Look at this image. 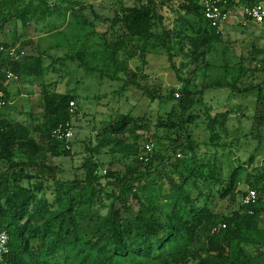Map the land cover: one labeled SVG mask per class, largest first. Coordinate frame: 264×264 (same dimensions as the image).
<instances>
[{"label": "trees", "instance_id": "1", "mask_svg": "<svg viewBox=\"0 0 264 264\" xmlns=\"http://www.w3.org/2000/svg\"><path fill=\"white\" fill-rule=\"evenodd\" d=\"M103 2L107 3L104 16L94 3L79 0H0V32L11 22L23 28L34 25L38 39L52 40L46 48L38 41L35 55L23 52L25 44L18 48L0 44L4 49L0 92L7 99V73L15 75L17 82L42 81V112L39 119H31L30 128L5 114L7 105L0 109V231L8 236V254L0 264H264V227L260 226L264 163H254L255 152L264 146V134L259 132H264V68L258 83L243 87L239 85L249 69L242 61L233 67L225 64L220 79L198 92H190L189 80L181 78L178 99L174 94H148L151 102H175L154 120L117 112L98 129L94 146L89 137L83 142L89 156L80 166L82 178L57 179L59 167L46 163L48 156H70V149L55 141L52 131L60 124L72 125L69 103L79 99L73 90L60 93L56 82L44 81L51 63L77 61L78 67L99 80L117 81L119 74H125L135 83L148 56L166 55L170 62L182 56L181 68L205 64L207 53L225 36V31L217 33L204 21L199 0ZM227 2L253 6L264 0ZM86 12L107 25L104 33L96 32ZM53 17L65 21L42 31L41 23ZM62 44L67 51L54 59L51 51L62 49ZM254 54H264V49ZM48 59L54 61L47 64ZM68 75L70 71L63 76ZM212 89L227 90L229 96L253 95L249 134L230 138V119L239 113L238 121L246 118V110L240 107L228 106L215 115L206 108L204 120L193 112L202 94ZM198 125L208 133L203 142L193 135ZM92 128L98 127L93 124ZM139 131H153L152 138L143 139ZM249 136L257 143L247 160H242L233 147ZM147 142L153 143V150L145 163L139 162L136 158ZM202 143L205 153H200ZM103 154L115 155L120 162H136L100 175L97 158ZM219 154L227 157V165L221 164ZM101 179L112 186V205L104 215L98 206L106 191ZM240 184L256 192L255 203H242L246 190L240 192ZM129 198L136 200V211L126 206ZM217 200H229L232 211L218 213ZM196 245L200 246L197 251Z\"/></svg>", "mask_w": 264, "mask_h": 264}, {"label": "rangeland", "instance_id": "2", "mask_svg": "<svg viewBox=\"0 0 264 264\" xmlns=\"http://www.w3.org/2000/svg\"><path fill=\"white\" fill-rule=\"evenodd\" d=\"M87 3H94L96 10L104 16L106 9L104 6L107 4L102 3L103 6H99L100 2L97 0H79ZM264 3V2H262ZM52 4V3H50ZM89 21L93 22L94 28L98 34H102L106 31L107 25L99 18L94 20L89 12L85 14ZM172 18V16H171ZM64 19H57L56 17L46 19L41 23L43 26L42 31H48L51 26H60ZM68 21V18L66 19ZM68 31V30H67ZM65 31V32H67ZM37 31L31 25L27 28H23L20 25H16L11 22L7 24L0 32V44H36L38 41L41 48H46L51 45L52 40L48 37L38 39ZM225 36L222 41L215 43L213 49L207 53L206 63H197L190 67H180V64L185 62L182 56L173 57V61H169L166 55L152 54L147 57L146 66L144 72L137 74L135 83H132V78L125 74H119V80L111 81L108 78L99 80L98 75L89 74L84 71L83 68L78 67V62L68 61L65 64L51 63L58 57H63L65 51H67V45L62 44V49L51 51V55L54 59H48L47 64H50V71L48 72L47 79L49 82H56V89L58 92L63 93L68 90H73L79 96L75 102V115L72 118L73 140L71 142L70 156L65 158H46L48 165L59 167L55 177L63 180H74L75 178H82L83 171L80 166L83 164L86 157L89 154L84 150V141H87L89 137L93 146L95 145V135L99 128L104 126L109 117L118 113L126 114L131 112L133 116H147L151 120H154L156 115H163L169 112L171 104L159 103L157 100L151 102L149 95L154 97L170 96L174 94V98L178 99L181 95L180 90L183 86L181 78L188 79L190 92H198L205 85L214 82L224 74L221 67L227 64L229 67L237 66L242 61L244 66L249 69L245 73V76L241 80L240 87L250 84L258 83L259 77H261L262 68H264V54H254L259 50L264 49V26L251 25L248 28L242 27H228L225 30ZM56 40V39H55ZM41 41V42H40ZM93 41V40H91ZM96 44L99 41H94ZM93 44H88L89 48ZM31 46V45H28ZM18 48V47H15ZM79 48V47H78ZM77 48V49H78ZM30 50V51H29ZM23 49V52L27 55H35V49ZM91 51V49H90ZM89 52V51H88ZM254 54V55H253ZM130 70H134L133 64H129ZM70 71V75L63 76L65 72ZM179 72L176 74V72ZM9 94L7 107L4 108L5 114H11L15 110V115L11 116L16 122L26 124L28 128L31 127V119L38 118L42 112L41 98L38 96L42 91L41 79L33 80L29 83L22 82H10L9 81ZM20 89L22 96L16 92V89ZM227 90H207L201 98V102H198L193 109V112L201 116V120H204L205 109L209 108L211 115H215L220 112H224L226 109H234L240 107L244 111L246 118L238 121L236 118L241 117L240 113L236 118L232 117L229 121V132L231 140L236 137H242L245 134H249L252 127V113H253V95L229 96ZM149 94V95H148ZM17 95V96H16ZM19 95V96H18ZM229 106V107H228ZM228 107V108H227ZM20 112V115L18 114ZM29 114L31 116H29ZM10 116V115H9ZM95 124L98 128L93 129ZM153 126V123L152 125ZM194 136L199 142H203L207 139L208 133L203 126L198 125L193 127ZM153 131L145 133V131H139L143 133L145 137L143 139L152 138ZM260 135L264 132L259 131ZM138 133V134H139ZM254 135H258L257 132H253ZM230 140V139H229ZM257 139L253 140L251 136L248 139H242L239 145L234 146L233 152H237L242 160H247L249 155L253 152V149L257 143ZM141 144L142 142L139 141ZM139 144V145H140ZM141 146V145H140ZM236 147V148H235ZM156 146H154V150ZM153 150V149H152ZM208 151L205 146H200V153ZM141 152L139 153V156ZM227 152H225L226 154ZM209 155V154H208ZM139 156L136 160L139 161ZM254 163L259 166L264 163V146L259 151L255 152ZM117 156L111 154H103L97 158L100 165L99 174L104 175L107 170L111 172L120 170L122 171L124 165L134 164L136 160H124L122 162L117 160ZM219 160L222 165H227V157H222L219 154ZM233 161L232 159H230ZM140 162V161H139ZM112 163V165L110 164ZM107 179H101L100 186L104 187L105 193L101 197L99 202L104 215L112 205L111 189L112 186H108ZM240 192L245 191L246 187L243 184L239 186ZM50 191L47 192L49 194ZM241 195H238L240 199ZM238 199V200H239ZM237 200V204L239 201ZM116 206H120L119 203ZM126 206L136 211L137 203L135 199L129 198L126 201ZM237 206V205H236ZM216 211L218 213L227 214L232 211L233 204L229 200H217L215 203ZM264 227V221L260 224ZM200 246L196 245L195 250H199Z\"/></svg>", "mask_w": 264, "mask_h": 264}, {"label": "built area", "instance_id": "3", "mask_svg": "<svg viewBox=\"0 0 264 264\" xmlns=\"http://www.w3.org/2000/svg\"><path fill=\"white\" fill-rule=\"evenodd\" d=\"M104 0H97L101 2ZM201 12L204 21L210 28L214 29L217 33H223L228 27H242L248 28L251 25L264 24V3H259L253 6H230L227 0H199ZM0 52H4L2 45H0ZM10 54L14 53V49L9 50ZM7 81L17 82L18 78L12 73H7ZM178 97V94H175ZM8 103V99L0 92V109L4 108ZM68 112L71 119L75 115V102L69 103ZM52 137L55 141L62 144L64 149L69 150L71 148V142L73 140V129L71 124L58 125L52 131ZM153 143L147 142L143 146L142 153L139 156V161L146 162L148 156L152 152ZM105 172V171H104ZM257 195L254 190L246 189V194L242 198L244 205L253 204L256 202ZM221 229L225 228V225L220 226ZM215 228L213 231H217ZM8 236L4 231H0V262L8 254Z\"/></svg>", "mask_w": 264, "mask_h": 264}, {"label": "crops", "instance_id": "4", "mask_svg": "<svg viewBox=\"0 0 264 264\" xmlns=\"http://www.w3.org/2000/svg\"><path fill=\"white\" fill-rule=\"evenodd\" d=\"M33 27H34V30L36 31V28H35V26L34 25H32ZM9 45H14V47H19V46H21V45H24V44H9ZM28 45H31V46H28ZM37 45L38 44H25V47L24 48H26V49H35V51H37ZM30 51V50H29ZM10 82H14V81H10ZM9 81H7L6 83H5V85L7 86V91H8V98H10V94H9ZM16 92L18 93V92H22L19 88L18 89H16ZM19 95H21L22 96V93H18ZM18 95V96H19ZM17 96V95H16ZM39 96V95H38ZM16 113H15V110H13L12 111V113L10 114V118H11V116H13V115H15ZM19 115H20V112L18 113ZM29 116H30V114H29ZM12 120H14V119H12ZM15 121V120H14ZM19 123V122H18ZM27 128H28V126L26 125V124H24Z\"/></svg>", "mask_w": 264, "mask_h": 264}]
</instances>
